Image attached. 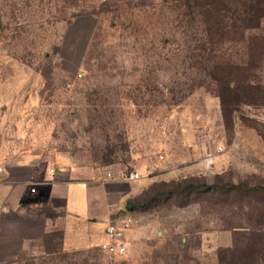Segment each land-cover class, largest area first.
<instances>
[{"label": "rangeland", "instance_id": "rangeland-1", "mask_svg": "<svg viewBox=\"0 0 264 264\" xmlns=\"http://www.w3.org/2000/svg\"><path fill=\"white\" fill-rule=\"evenodd\" d=\"M188 1L0 0V157L134 165L149 190L189 181L264 187V57L236 103L219 96L229 68L210 76L201 67L204 45L250 62L263 29L243 31L242 19L250 24L264 0H212L204 12ZM228 189L176 195L140 215L153 223L138 250L143 263L208 262L196 238L181 237L198 229L223 238L245 222L240 206L264 205L254 188ZM119 213L135 224L132 212Z\"/></svg>", "mask_w": 264, "mask_h": 264}, {"label": "crops", "instance_id": "crops-1", "mask_svg": "<svg viewBox=\"0 0 264 264\" xmlns=\"http://www.w3.org/2000/svg\"><path fill=\"white\" fill-rule=\"evenodd\" d=\"M0 168V264H115L101 245L107 222L122 209L137 219L129 232V256L118 264H144L147 257L138 250L153 239V223L139 216L154 205L127 208L145 195L147 186L139 188L137 179L122 177V167L46 162L28 153L0 157ZM197 233L202 258L210 257L203 264H226L218 262L216 251L233 244L232 232L212 241L209 234Z\"/></svg>", "mask_w": 264, "mask_h": 264}, {"label": "trees", "instance_id": "trees-1", "mask_svg": "<svg viewBox=\"0 0 264 264\" xmlns=\"http://www.w3.org/2000/svg\"><path fill=\"white\" fill-rule=\"evenodd\" d=\"M190 1V0H189ZM187 2L188 4L190 2ZM192 5L195 7L199 12H204L203 8L209 7L212 4V0H192ZM264 4V3H263ZM263 12H258L257 15H253V13H248V20L250 24H245V19H242L243 24L242 28L243 31H251L252 29L260 28L263 29L262 35L257 36L260 40V43H257L255 56H252L249 60L250 62L247 63L245 66L244 64L237 63L232 61L229 57H223V55L218 54L214 48H206L204 45L203 49L205 52L202 54V58L204 60V64L201 66L208 75H214V71L219 66H227L229 68V76L224 80L223 86H221L219 90V96L221 97L222 102H225L227 98L232 100V103H236L238 101H243L244 96L239 93L240 88L243 89L245 87L246 81L251 79L250 70L257 69L259 64L261 63L264 57V25H263V18H264V9ZM254 12V11H253ZM208 29H210L208 25ZM208 30V31H209ZM207 44L210 43L214 45L215 42L213 37L208 35L206 38ZM245 42V39H243ZM256 46V43L251 42L249 46ZM257 56V57H256ZM255 75L252 78L255 89H260L261 84L259 82L256 83ZM243 83V84H242ZM250 84V83H249ZM247 86V85H246ZM246 96V95H245ZM158 184H153L152 190L145 191V195L139 200L134 202H128L127 208L131 210L132 208H144L147 206L155 205L158 202L169 200L174 198V196L179 195L183 198L187 196L186 194L191 195L193 192H202L212 189H222L223 187H228V190H234L235 192H240V189H246L247 191H251V188H254V192H259L263 194L262 196V203L264 199V187L260 185H255L251 187V185L245 183L239 184H231V182H225L223 184L215 183L214 185H208L207 182H196V181H189L185 182L182 189H172L158 187ZM151 189V188H150ZM259 201V202H261ZM181 205V204H179ZM240 212L244 215L245 222L238 225V226H231L229 230L232 232L233 235V244L231 246H219L216 251L217 260L219 263H226V264H264V220L262 219V215H264V205H257L251 206L243 205L239 207ZM258 215V216H257ZM256 219V220H254ZM198 232V229L192 237L184 236L181 238V242L185 245H188L193 238L197 239V247L200 246L202 242V237ZM241 242H240V241Z\"/></svg>", "mask_w": 264, "mask_h": 264}, {"label": "built area", "instance_id": "built-area-1", "mask_svg": "<svg viewBox=\"0 0 264 264\" xmlns=\"http://www.w3.org/2000/svg\"><path fill=\"white\" fill-rule=\"evenodd\" d=\"M215 155L216 153L211 149L207 152L206 164L208 166L213 164ZM122 177L128 180H135L140 178V173L137 170L125 168L122 172ZM132 227V218L118 213L105 226L106 241L101 245L102 250L111 257H124L127 255L132 241L126 235V231Z\"/></svg>", "mask_w": 264, "mask_h": 264}, {"label": "water", "instance_id": "water-1", "mask_svg": "<svg viewBox=\"0 0 264 264\" xmlns=\"http://www.w3.org/2000/svg\"><path fill=\"white\" fill-rule=\"evenodd\" d=\"M2 172V169L0 168V173Z\"/></svg>", "mask_w": 264, "mask_h": 264}]
</instances>
